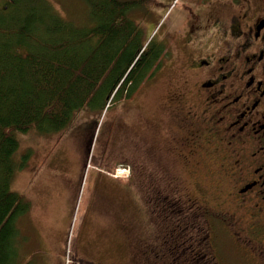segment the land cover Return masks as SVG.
<instances>
[{
    "label": "flooded vegetation",
    "instance_id": "flooded-vegetation-1",
    "mask_svg": "<svg viewBox=\"0 0 264 264\" xmlns=\"http://www.w3.org/2000/svg\"><path fill=\"white\" fill-rule=\"evenodd\" d=\"M169 3L151 4L157 10ZM217 4H228V17L217 12ZM185 14L187 29L174 31L173 23ZM179 15L157 18L154 39L140 49L147 63L137 88L164 79L170 96L152 113L139 110L137 128L124 124L122 134L133 141L119 152L110 149L106 167L120 162L130 184L136 175L141 208L173 210L177 203L199 206L204 214L215 210L213 218L230 237L261 241L264 0H186ZM144 19L133 21L141 28ZM171 264L191 263L175 259Z\"/></svg>",
    "mask_w": 264,
    "mask_h": 264
},
{
    "label": "trees",
    "instance_id": "trees-1",
    "mask_svg": "<svg viewBox=\"0 0 264 264\" xmlns=\"http://www.w3.org/2000/svg\"><path fill=\"white\" fill-rule=\"evenodd\" d=\"M80 1L88 8L82 25L65 21L42 0H4L0 6V264H21L16 223L30 209L12 189L27 157L15 161L18 137L29 131L62 134L76 114L129 99L143 80L140 71L147 60L140 49L148 38L132 15L136 10L148 14L153 0ZM96 129L95 122L87 126L88 143ZM180 215L177 233L173 228V235L160 238L167 248L162 263L168 260L166 251L175 260L207 242L206 225L189 228ZM199 259L189 262L201 264Z\"/></svg>",
    "mask_w": 264,
    "mask_h": 264
},
{
    "label": "rangeland",
    "instance_id": "rangeland-1",
    "mask_svg": "<svg viewBox=\"0 0 264 264\" xmlns=\"http://www.w3.org/2000/svg\"><path fill=\"white\" fill-rule=\"evenodd\" d=\"M28 1L31 2L32 0ZM44 1L51 5L53 10L65 21H72L77 25L88 22V8L80 0H42V2ZM155 1L157 3L158 0ZM185 1L171 0V3L166 5L164 9L157 10L151 4L148 14H144L143 10L134 11L133 18L136 21L146 16L141 24L143 38L147 39L148 35H150L149 37L153 36L157 18L162 17L163 20H168L177 17ZM243 1L245 2V0ZM1 4L3 1H0V6ZM217 7L216 10L220 15L228 17L230 13L228 4H221ZM187 19L186 14L179 15L172 25L174 31L178 32L182 29L185 31ZM151 82L153 84L150 85ZM151 82L139 86L129 99L118 102L111 101L102 110L99 107H93L76 114L69 128L62 134L42 135L35 131H29L27 134L18 137L19 150L15 161L17 162L18 159L17 163L19 164L21 156L27 157L25 166L15 173V184L12 183V189L31 204L30 212L20 216L16 224L19 231V237H17L19 240L16 242L17 250L19 251L21 247L22 251L27 252V256H24L25 252H22L23 256H20L22 264H35L34 262L37 264H108L102 257L96 260L89 259L88 254L92 251L91 246H86L87 251L82 255L79 253L80 247H82L81 221L84 219L85 223H88V214L86 215L85 208L88 206V201L92 204L93 200L91 196L87 195L90 180L88 185L85 183V192L83 182L87 180L88 172V179H91L93 173L90 172V169L97 170L103 166L107 168L106 156L107 153L112 152L110 149L119 152L127 145L126 142L131 143L133 141V136L126 139L122 134L124 124L130 128H137L138 117H140L139 110H143L145 114H148L149 111L152 113L159 103L170 96V89L165 87V84L163 85L164 79H160L159 83ZM94 122L99 128L95 134V139L90 137L91 142L88 143L86 128L90 124L94 125ZM92 144V153L88 159L86 152ZM108 144H111L110 148L107 146ZM86 161H88L87 168L85 166ZM134 162L137 163L138 158H134ZM115 165L112 168L118 170L116 174L118 173L119 177L124 178L126 171L122 169L121 165ZM178 173L182 178H186L185 173L181 171ZM79 176L83 177L81 190L79 194H76V203L71 211V208L68 206L66 208L63 205L66 202V197L62 192L60 193L59 186L63 184L75 187ZM79 180L80 178L78 182ZM127 183L129 186L128 225H125V228L117 226L112 234L115 244H120L121 235L123 239H127L128 243L122 242V245L129 246L128 255L124 256L122 260L116 257L110 259L111 264L173 263L175 261L174 256L168 251H166L168 260H165L164 263L159 261L161 255L167 250L159 241L160 238L177 233V212H181L180 218L186 222L185 226L200 222L204 226L206 225L205 228H207L208 233L206 237L208 245L206 242L205 244L202 243V246L197 250L184 251L178 256L182 260H194L196 256H200L197 262L201 264L202 262L217 264L214 256L217 257L218 255L221 264H264V238L261 241L254 238L239 240L232 238L227 229L222 231L223 224L213 218L215 210L210 214L205 209L206 214H204V209L199 206L196 209H187L182 205L178 206L176 203V209H173L174 211L177 210L176 214L171 207V209L167 207L162 209L141 208L138 201L139 190L137 189L136 175H134L131 184L129 180ZM109 195L108 201L112 211H114L115 196L114 193H109ZM105 201L101 197L97 199L98 203H105ZM68 214L70 218L67 217ZM207 215L211 218L208 223L203 217ZM191 227L189 226V228ZM91 228L95 231V227L88 223L87 229L83 228V231L90 234L92 232L88 231ZM173 228H175L173 230L175 232L172 234L170 230ZM87 239L90 241L89 237ZM157 247L158 251L155 252ZM253 248L258 250L250 253L249 250ZM107 254L111 256L117 254V251L110 250ZM179 258L175 259L179 261ZM203 259L205 260L203 261Z\"/></svg>",
    "mask_w": 264,
    "mask_h": 264
},
{
    "label": "crops",
    "instance_id": "crops-1",
    "mask_svg": "<svg viewBox=\"0 0 264 264\" xmlns=\"http://www.w3.org/2000/svg\"><path fill=\"white\" fill-rule=\"evenodd\" d=\"M86 170V169H85ZM115 171V169L111 168H100L97 170H91L92 176L91 179H88L85 182H83L84 187L83 190L85 192V183L88 185L89 182V188L87 190V195L91 196L94 200H92V204L90 201H88V206H86L85 211L86 215L88 214L87 222L91 223L93 227H95V231L91 228L90 231L92 232L90 234H86L83 231V228L87 229L88 223H85L84 219L81 221V228L80 233L82 235V243L80 247V255H82L84 252H86V246H91L92 251L88 254L89 259H98L101 258L107 262L110 263V259L112 258H119L120 260L123 259L124 256L128 255V247L127 245H122V242L128 243L127 239H123L122 235L120 236V244H115L114 242V236H113V230L115 232L116 227H124L125 225H128V212H129V199H128V192H129V186H128V179L126 176L124 178L117 176L114 178L111 174ZM80 178L79 182L78 179ZM83 181V177H78L76 180L75 187L73 185H60L59 190L60 193L62 192L66 197V202H64V206L67 208H71L76 203V194H79L81 190V184ZM15 184V180L13 182V185ZM79 185V186H78ZM109 193H114L115 196V210L112 211V208L110 206V202L108 201L110 198ZM101 197L103 200H106L105 203H98L97 199ZM30 203V202H29ZM107 204V207H106ZM128 208V210H127ZM31 209V204H30ZM30 209L27 213L30 212ZM69 214H68V216ZM90 218V219H89ZM19 218L17 219V221ZM17 224V223H16ZM67 236V235H65ZM90 238V241L87 238ZM19 240V238H17ZM129 240V239H128ZM106 246V247H105ZM110 250L117 251V254H113L111 256H108L107 252ZM20 251V252H19ZM18 253L20 256H23L21 247ZM119 251V254H118ZM27 256V252H25V255ZM109 258V259H106ZM37 264L36 262H34ZM27 264V263H25Z\"/></svg>",
    "mask_w": 264,
    "mask_h": 264
}]
</instances>
